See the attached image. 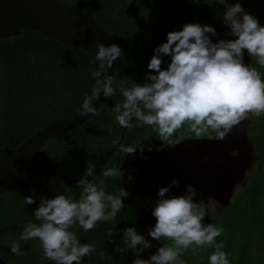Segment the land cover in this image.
I'll return each mask as SVG.
<instances>
[{"label": "trees", "instance_id": "16d2710c", "mask_svg": "<svg viewBox=\"0 0 264 264\" xmlns=\"http://www.w3.org/2000/svg\"><path fill=\"white\" fill-rule=\"evenodd\" d=\"M60 1L106 28L115 47L117 70L108 96L111 105L100 118L92 116L83 126L50 138L41 155L58 170L72 202L71 261L121 264L119 258L114 260L117 240L134 218L129 207H115L105 195V123L113 117L118 94L135 75L137 57L159 60L169 41L177 49L202 6L214 0ZM104 70L96 54L35 30L1 38L0 147L13 148L51 119L75 115L91 100ZM34 74L41 76L35 80ZM255 118L249 138L256 168L230 204L219 214L202 205L184 206L195 219L191 231H220L207 257L213 264H230L233 251L240 254L236 264H264V101ZM44 238L45 215L36 194L27 189L0 194V264H43ZM196 240L189 238L177 255L170 251L175 264H192L188 259L200 248Z\"/></svg>", "mask_w": 264, "mask_h": 264}, {"label": "water", "instance_id": "95a60500", "mask_svg": "<svg viewBox=\"0 0 264 264\" xmlns=\"http://www.w3.org/2000/svg\"><path fill=\"white\" fill-rule=\"evenodd\" d=\"M25 29L94 53L105 65L100 90L87 106L73 116L51 119L13 148L0 147V194L15 189L36 194L45 215L43 264H70L74 238L72 202L58 170L42 157L41 150L50 138L79 127L99 109L115 78L116 51L106 28L75 6L60 0H0V39ZM236 147L240 155L232 156L230 152ZM250 150L247 138L236 134L228 122L213 138L184 141L143 168L150 189L165 204L140 205L135 192H127L138 230L136 238L149 248L154 260L163 259L167 264L172 259L162 241L167 221L180 210V198L169 195L172 185L191 186L226 208L250 165ZM153 211L156 214L152 217Z\"/></svg>", "mask_w": 264, "mask_h": 264}, {"label": "flooded vegetation", "instance_id": "af4514ba", "mask_svg": "<svg viewBox=\"0 0 264 264\" xmlns=\"http://www.w3.org/2000/svg\"><path fill=\"white\" fill-rule=\"evenodd\" d=\"M212 2L202 6L196 21L188 29L185 39L177 49L172 45V41H169L166 53L159 60L155 59V56L137 57L135 75L125 91L118 94L119 100L113 107V117L109 123H105L102 132L105 141V195L111 205L119 208L129 207L133 218L127 189L135 192L140 198V205L155 207L165 204L159 201L158 193L150 189L143 168L154 157L176 145L189 140L211 139L231 122L235 133L247 138L251 149L250 156L253 154L249 138L251 125L246 120L244 97V89L250 85H235L236 80L226 86L220 81L215 82L210 73L201 74L194 70L198 62H204L205 59L210 62L219 60L225 48L227 27L214 25L203 29L201 26L210 18L209 7ZM201 29L211 35L204 34ZM198 53L203 54V57L189 65L186 61ZM102 82L98 84L91 100L79 111L96 97ZM111 89L93 115L94 118H100L111 105L110 100L108 101ZM230 154L236 156L240 155V152L236 147ZM170 191V196L180 198V208L195 205L206 207L209 203L223 205L191 186L179 188L172 185ZM155 214L156 211H153L152 217ZM120 219L122 225V217ZM164 230L163 245L171 254L165 245ZM137 231L134 219L126 234L118 237L115 263L119 258L121 264H166L163 259L154 260L149 248L136 238ZM119 232L121 233V230ZM171 257L167 264H175L172 254ZM70 264L75 262L71 261Z\"/></svg>", "mask_w": 264, "mask_h": 264}, {"label": "rangeland", "instance_id": "374dc122", "mask_svg": "<svg viewBox=\"0 0 264 264\" xmlns=\"http://www.w3.org/2000/svg\"><path fill=\"white\" fill-rule=\"evenodd\" d=\"M209 13V20L201 26L203 29L214 25L227 27L228 34L224 38L225 48L219 60L210 62L205 59L204 62H198L194 70L201 74L210 73L212 77L214 76L215 82L220 81L226 86H230L236 80L235 85H250L245 87L244 97L247 108L246 120L251 125L252 122L255 123V117L264 101V83L260 85L258 83L259 79L264 80V0H214L210 4ZM202 57L203 54L198 53L186 62L192 65ZM40 76L34 74L32 78L36 80ZM251 156L250 166L245 170L244 178L236 185L232 198L242 188L246 177L256 168V158L254 154ZM206 208L215 214L225 209L222 205L210 203ZM191 213L190 208L183 206L170 217L164 230L165 245L169 251L177 255L180 248L194 236L198 239L196 243H199L200 248L196 254L189 257L188 261L192 264H213L207 257L212 243L220 238V231L214 233H206L201 229L191 231V225L195 220ZM183 228L185 231L182 230ZM235 237L238 239L237 234ZM237 239L233 238V241L237 242ZM239 255L233 251L231 257L228 256L232 261L229 260L230 264H236ZM75 264L83 263L79 261Z\"/></svg>", "mask_w": 264, "mask_h": 264}]
</instances>
